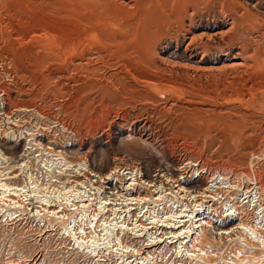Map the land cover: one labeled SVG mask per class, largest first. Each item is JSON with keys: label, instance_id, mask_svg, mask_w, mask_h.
<instances>
[{"label": "rangeland", "instance_id": "1", "mask_svg": "<svg viewBox=\"0 0 264 264\" xmlns=\"http://www.w3.org/2000/svg\"><path fill=\"white\" fill-rule=\"evenodd\" d=\"M81 5L75 0H0V92L4 93L0 101H6L12 114L11 125L0 121V181L5 177H16L4 183L23 190L20 199L10 196L12 191L5 190L7 196L0 190L3 199H0V209L8 210L7 214L15 213L12 220L0 214V264H121V260L112 255L114 253L108 255L109 251L102 250L97 257L86 252L87 249L77 248L73 231L70 238L61 222L43 216L33 217L28 211L32 206L26 204L24 211L16 212L1 205L8 202L7 198L15 202L20 200L23 205L24 200H28L30 204L36 201L35 197L56 203L69 200L72 205L75 200L71 194H50L44 191L45 187L74 181L82 183L91 174L106 176L120 168L129 172L128 167L140 168L145 175L154 177L159 170H164L177 175L178 179H188L190 187L199 191L217 173L232 177L234 184L238 177L245 178L244 184L250 190L254 186L247 181L248 176L258 181L264 196V89L259 94L262 98L259 95L254 98L238 81L218 87L216 82L204 81L202 85L193 86V92L190 87L189 93L180 90L181 87L161 91L155 74L152 78V73L138 61L142 53L140 20L133 14L123 16L124 23L132 22L133 30L129 26L128 31L137 36L127 31L130 37L127 33L126 36L131 39L125 41V36L120 46L118 43V46L112 45L114 47L108 45L110 48L102 44L103 47L100 44L86 47V41L81 39V44V37H77L82 29H90L83 21L78 25L86 10V5ZM213 58L216 59L215 55L208 59ZM221 65L216 67L222 68ZM184 99L215 108L220 112L219 118L196 121L195 135L184 131L181 120L192 112L185 106L179 109L183 108L179 105ZM172 103L175 105L170 106ZM146 118L150 121L149 128L138 124L133 128L134 123ZM9 126L16 131V137L7 133ZM234 133L238 134H235L236 138H233ZM190 161L199 164L198 172L206 169L208 174L198 178L200 175L197 176L198 173L187 164ZM183 168L187 171H182ZM84 188L91 189L87 185L80 187V192ZM94 192L88 191L87 195ZM234 195H239L236 202L239 204L240 199L252 200L241 192ZM262 205L264 207L263 202ZM35 206L40 207V204ZM240 206L242 204L235 207L241 209L244 215L241 218L250 226L256 211H249L246 202L245 207ZM89 221L83 217L81 226H86ZM211 221L232 234L223 238L221 235L214 239L209 237L210 243H204L210 246L205 249L207 261L178 259L173 253L174 247L162 245L158 249V264H181V260L182 264H206L209 261L222 264L229 252L235 250L236 258L240 255L239 250L243 254L240 261L229 256L233 264H264V238L258 243L256 235L240 231L239 222L235 227L230 218L223 220L216 216ZM252 225L255 228L256 225ZM101 231L99 236H105ZM257 233L264 237V226L258 228ZM98 240L93 239L95 242L91 245L96 247L103 243ZM136 240L130 235L124 237V241L131 242L128 246L136 247L146 256L147 250L143 248L148 247L143 241ZM105 242L108 244L109 240ZM154 249L150 255L155 258ZM195 251L198 253L197 249Z\"/></svg>", "mask_w": 264, "mask_h": 264}, {"label": "bare ground", "instance_id": "2", "mask_svg": "<svg viewBox=\"0 0 264 264\" xmlns=\"http://www.w3.org/2000/svg\"><path fill=\"white\" fill-rule=\"evenodd\" d=\"M75 1L80 2L84 6L86 5V10L82 11L83 15L81 14L82 16L80 17L82 19L78 20V25L83 21L86 25H89L90 29L86 31L82 29L77 35V37H81L80 40L84 39L86 41L84 42L86 47L92 44H102L108 48V45L118 46V43L120 46V42H123L127 37L128 27L130 26L129 28L133 30L131 20L129 21L130 23L126 21L124 23L123 16H131L130 14H133L135 15L134 17L140 20L137 19L142 35L140 38L142 40L140 44L142 53L137 54L138 56L140 54L139 60L138 57L137 60L142 63L141 65L147 72L150 71L152 73V78H154L155 74V79L160 82V87L158 85L157 87L161 91L167 92L169 89L175 90L181 87L180 90L183 89V92L185 90L188 92L190 87H196L197 84L202 85L204 81L216 82V87L226 85L228 82L235 83L238 81V83H243V86L254 98L261 94L264 89V0ZM137 28L135 27L134 29L139 31V28ZM130 33L135 35L134 37L137 36V34H133V31ZM128 37H130L129 34ZM128 37L125 41L131 39ZM82 40L80 41L81 44H83ZM84 51L86 53L89 52L87 50ZM212 55H215L216 59H208ZM218 64H222L224 68H217ZM146 81H149V79ZM194 87L190 90L191 92L195 90ZM108 90L110 91V89ZM1 97H4L3 92H0ZM260 97L262 98V95H259ZM259 98L257 99L259 100ZM172 105L174 106L175 104H170V106ZM179 106L191 108L189 110L192 112L188 116H184L180 124L184 131H189V133L191 132L190 134L194 133L193 135L197 134L195 129L196 121H201V119L202 121L214 120L217 116V118L220 116V112L215 111V108L198 105L189 99H184ZM179 109L182 110L184 107ZM208 112H211V114ZM212 113L215 114L214 117ZM207 114L210 115L208 116ZM10 118L12 119V114L9 106L5 100L0 101V121L8 126L12 124ZM137 124L141 127L149 128L150 121L147 118L138 120L133 125L134 129ZM6 130H9L6 132L12 135L13 138L17 136L15 134L16 131L11 129L10 126ZM235 134L237 133L233 134V138H236ZM187 164H190L191 168L198 173L197 176L200 175L198 178L208 174L206 169L201 170V173L198 172L196 169L199 168V164L197 163L194 164L190 161ZM85 166L88 167L87 165ZM128 169L130 171L125 172L123 168H120L106 176H98L94 173L95 175L91 174L85 177L86 181H82V183L74 181L56 187L52 185L45 187L44 191L50 192V194L51 192H57L63 196L71 194L70 197L75 200L72 201V205L69 200L67 204L63 200L56 203L54 200L45 201L36 197V201L30 204L27 199L28 203L24 200L25 204L23 205L19 203L20 200L15 202V200L7 198L8 202L4 200L3 202L6 203L1 205L11 210H16V212L20 209L24 211L27 205L32 206L28 211L32 212L33 217L43 216L42 218L55 219L61 222L64 224V227H62L64 232L68 233L70 238L71 231H73V238L77 248L81 250L87 249L88 251L86 252L92 253L97 257L100 256V251H109L108 255L114 253L112 255L119 258L121 264H158L160 260L158 249L162 245L174 247V250H172L178 259L207 261L208 253L205 249L210 246L208 245L207 247L205 244L210 243L209 237L214 239V236L221 235L223 238L224 235L229 237L232 234L224 230L225 228L219 227L220 225L215 226L213 224L211 218L213 220L216 216H220L223 220L230 218V221L234 224L239 222L238 229L256 235L257 237L255 238L259 240L258 243L264 238L257 233L258 228L264 226V207L262 205L264 196L260 192L259 183L256 179L246 176L247 181H250V185L254 186V188L247 190L246 183L244 184L246 182L245 178L238 177L234 184L232 177L217 173L212 177L209 184L205 185V188L201 186V191H199V189L190 187L187 182L191 181H187L188 179H178L177 175H172L168 171L159 170L152 177L151 174L145 175L140 168L133 170V168L127 167ZM182 171H187V168H183ZM32 175L29 176L32 178ZM13 178L16 177L1 179L0 190L12 191L10 196L19 197L20 199L22 195L20 192L23 190L10 186L9 183H4V181ZM87 185L91 187L88 190L89 193L93 191L97 193H88L87 195V188L81 189L83 192H80L79 188ZM124 192L126 193L124 194ZM238 192L249 195V198H252L249 201L248 199L243 201L240 199L239 202L242 204L241 208L245 207L246 202L248 203L249 211L253 209L256 211L258 216L256 215L250 224V226L253 223L256 225V231L252 227L253 225L250 227L249 223L245 222L244 218H241V216H244L241 209L238 208L241 204L236 203L237 195H234ZM6 194L8 196L7 192ZM0 199L2 198L0 197ZM112 202L121 203L113 204ZM37 203L40 204V207L35 206ZM219 205L223 206H221L223 211L218 210L220 208ZM53 208L55 210H52ZM229 210L230 212H228ZM7 211L0 209V214L12 220L15 213L10 212V214H7ZM204 212L205 216L203 215ZM222 212L225 213L223 214ZM83 217L90 220L84 227L81 226ZM206 218H209L210 221ZM236 219L237 221H235ZM256 219L258 220L257 222ZM71 220L72 222H70ZM230 226H233V224H230ZM235 227H237V224ZM99 230H102L101 232H104L105 236L102 234V236H99ZM129 235L134 237V240L137 239V242L143 241L145 243V246L148 247L143 248L147 250L145 251L146 256L136 247L128 246L131 242L124 241V237ZM105 237L107 238L106 240H109L108 244L103 239ZM93 239H99V242L103 239L101 240L103 243L97 244L95 247V244L91 245L95 242ZM241 241L244 242V237L241 238ZM248 242L249 240H247ZM111 243L113 246H111ZM153 248H156L154 249L155 258L150 255ZM196 249L198 253H196ZM239 251V257L233 259L240 261L243 253L242 250ZM201 252L203 253L201 254ZM182 262L181 260L180 263L182 264ZM234 262L236 261L234 260ZM206 264L211 263L209 261Z\"/></svg>", "mask_w": 264, "mask_h": 264}, {"label": "built area", "instance_id": "3", "mask_svg": "<svg viewBox=\"0 0 264 264\" xmlns=\"http://www.w3.org/2000/svg\"><path fill=\"white\" fill-rule=\"evenodd\" d=\"M190 174V173H189ZM155 183V182H154ZM237 196H239V195H237ZM241 197H243V196H241ZM219 211H223V210H221V209H218ZM228 212H230V210L228 211ZM223 213V212H222ZM220 230V229H219ZM192 253H194V252H192ZM229 256L231 257V258H236L237 256H236V250L235 251H230L229 252V254H228V256H227V258H224L223 260H222V264H233V262L229 259ZM220 262H221V260H220Z\"/></svg>", "mask_w": 264, "mask_h": 264}]
</instances>
